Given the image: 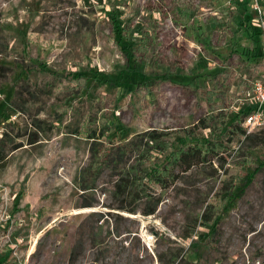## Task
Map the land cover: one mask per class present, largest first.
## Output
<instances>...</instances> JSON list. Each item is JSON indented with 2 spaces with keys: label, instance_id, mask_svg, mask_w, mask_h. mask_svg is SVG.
I'll list each match as a JSON object with an SVG mask.
<instances>
[{
  "label": "rangeland",
  "instance_id": "rangeland-1",
  "mask_svg": "<svg viewBox=\"0 0 264 264\" xmlns=\"http://www.w3.org/2000/svg\"><path fill=\"white\" fill-rule=\"evenodd\" d=\"M124 44L141 48L129 63ZM247 51L264 55V0H0V73L11 74L0 80V138L25 135L0 168V264H264V170L228 201L233 177L247 170L234 153L181 172L150 216L145 200L133 214L121 210L112 168L95 190L77 185L90 163L87 116L121 131L118 141L164 130L177 145L204 116L230 122L260 111L254 144L242 143L258 167L264 106L254 88L264 86V59ZM70 74H84L86 87ZM20 79L47 86L28 117L11 107Z\"/></svg>",
  "mask_w": 264,
  "mask_h": 264
},
{
  "label": "trees",
  "instance_id": "trees-1",
  "mask_svg": "<svg viewBox=\"0 0 264 264\" xmlns=\"http://www.w3.org/2000/svg\"><path fill=\"white\" fill-rule=\"evenodd\" d=\"M121 47L123 56L128 63L133 61L137 56L136 53L141 52V48L137 50L131 45L124 44ZM142 52L144 51L142 50ZM243 55L264 59V55L257 52L249 54L247 51ZM23 71L28 75L33 72V69L26 68ZM42 72L47 73L49 71L44 69ZM53 74L58 80L66 77L60 72H53ZM9 76L11 74L8 72L0 73V80L4 79L3 81H5ZM67 79L74 83V87H86L87 77L84 74H70ZM155 80L171 81L172 79L167 77L144 80L135 85L136 89H140L143 85L144 88H148L155 83ZM14 87L15 92L11 100V107L17 113L28 117L33 109L39 111L37 106L41 105L40 100L46 93L47 86L41 88L28 79H20ZM255 112L256 110L241 111L230 122H227L226 114H219L216 117L204 116L193 129L185 133V140L177 145L170 144L171 133L164 130H150L134 135L124 141H118L117 136L121 134V131L114 132V128L108 126L105 122L99 123L94 120L95 117L87 116L84 131L86 138L91 142L90 163L79 174L77 185L79 189L85 192L95 190L96 182L102 171L107 167L112 168L116 178L115 194L122 200L121 202L125 203L121 210L133 214L136 212L138 204L145 200L147 206L142 213L145 216H150L154 214L160 204L162 194L175 185L181 172H188L200 165H206L221 153H229L230 155L234 153L235 156H241L244 159L242 166L247 168L244 174L237 173L233 177L234 184L229 186L230 193H228L227 199L228 201L234 200L235 203L253 182L255 174L264 170V160L258 167L252 169V156L245 153V147L243 146L246 142H253L254 144L252 138L256 135L247 134V130L243 125L245 118ZM98 124L101 126L99 129L97 128ZM28 126L37 128V123L35 121L31 124L26 122L24 131H27ZM12 130V133L4 132L0 138L1 169L6 168L10 154L23 146L20 142L21 138L25 136L21 135L23 129L19 128L17 133L14 131L16 129ZM199 130H209L211 138H198L196 132ZM111 132L115 133L113 139H110L108 135ZM32 134L35 133L28 136L27 144L29 145L39 141ZM104 139L105 144L102 142ZM256 143L253 148L264 147V136L259 138ZM240 144L242 145L240 146ZM234 146L238 149L234 150ZM151 152L158 154V161L150 163ZM130 158L134 161L131 164L129 163ZM152 188H156L161 194L159 196L151 195L150 190ZM229 208L225 207L224 211Z\"/></svg>",
  "mask_w": 264,
  "mask_h": 264
},
{
  "label": "built area",
  "instance_id": "built-area-1",
  "mask_svg": "<svg viewBox=\"0 0 264 264\" xmlns=\"http://www.w3.org/2000/svg\"><path fill=\"white\" fill-rule=\"evenodd\" d=\"M257 2V0H252ZM255 93L257 94V99L259 101L260 107L264 106V86L261 84H256L254 88ZM259 112H255L245 118L244 127L247 130V134L252 133L256 128L261 124L259 123Z\"/></svg>",
  "mask_w": 264,
  "mask_h": 264
}]
</instances>
